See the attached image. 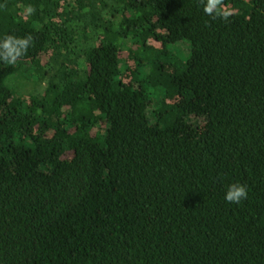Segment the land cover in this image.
<instances>
[{"label":"trees","instance_id":"1","mask_svg":"<svg viewBox=\"0 0 264 264\" xmlns=\"http://www.w3.org/2000/svg\"><path fill=\"white\" fill-rule=\"evenodd\" d=\"M222 7L0 0V264H264V0Z\"/></svg>","mask_w":264,"mask_h":264},{"label":"clouds","instance_id":"2","mask_svg":"<svg viewBox=\"0 0 264 264\" xmlns=\"http://www.w3.org/2000/svg\"><path fill=\"white\" fill-rule=\"evenodd\" d=\"M203 6V11L206 15L213 19L228 20L230 12L222 7L223 0H200ZM33 9L29 8V11ZM32 44V37L26 36L23 38L6 37L2 45H0V58L8 63H12L15 59L22 56ZM247 188L243 184L233 183L228 186L225 193V200L229 203H240L247 199Z\"/></svg>","mask_w":264,"mask_h":264},{"label":"rangeland","instance_id":"3","mask_svg":"<svg viewBox=\"0 0 264 264\" xmlns=\"http://www.w3.org/2000/svg\"><path fill=\"white\" fill-rule=\"evenodd\" d=\"M183 44H185L187 47H189L188 43L184 42ZM185 50V48H183ZM169 50H171V48H169ZM172 51V50H171ZM188 53H189V48H188ZM187 53V54H188ZM177 59H182L184 57V55L181 53L180 51H178L177 49L174 50V54H173ZM186 57V56H185ZM23 81H24V77L20 78V80H18L17 82H15V85L12 87L13 89H15L16 91H21L23 90Z\"/></svg>","mask_w":264,"mask_h":264}]
</instances>
